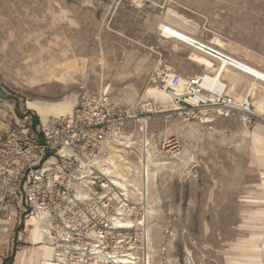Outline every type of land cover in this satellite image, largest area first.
I'll use <instances>...</instances> for the list:
<instances>
[{"label": "rangeland", "instance_id": "obj_1", "mask_svg": "<svg viewBox=\"0 0 264 264\" xmlns=\"http://www.w3.org/2000/svg\"><path fill=\"white\" fill-rule=\"evenodd\" d=\"M161 22L264 71V0H0V127L68 114L83 90H105L128 116L107 161L133 208L136 264H264V122L209 101L197 117L172 111L144 76L198 75L207 68L189 54L210 58L157 40ZM226 72V94L261 114L264 84Z\"/></svg>", "mask_w": 264, "mask_h": 264}, {"label": "built area", "instance_id": "obj_2", "mask_svg": "<svg viewBox=\"0 0 264 264\" xmlns=\"http://www.w3.org/2000/svg\"><path fill=\"white\" fill-rule=\"evenodd\" d=\"M175 39L213 60L214 71L184 77L163 68L159 81L171 97L172 111L197 117L209 101L241 114L248 124L264 122V111L254 112L248 96L237 101L226 94L219 73L227 67L257 81L240 60L191 36ZM127 119L98 89L83 90L68 114L38 121L25 115L14 126H1L0 233L35 218L52 248L50 264H136L131 250L138 230L132 228L130 200L96 165L106 159L109 144L120 139Z\"/></svg>", "mask_w": 264, "mask_h": 264}, {"label": "crops", "instance_id": "obj_3", "mask_svg": "<svg viewBox=\"0 0 264 264\" xmlns=\"http://www.w3.org/2000/svg\"><path fill=\"white\" fill-rule=\"evenodd\" d=\"M152 28L158 36L157 40H162L159 24ZM219 46L221 47L222 45L220 44ZM149 50L156 55L155 61L157 62L155 63H162L163 51H165L162 44L157 41L153 47H149ZM205 70L213 72L214 67L212 66V68H207ZM227 73L225 69L221 77L224 81H226L224 78L229 79L230 83L228 82V86L231 88L235 83L233 77H228ZM153 79H159V74H156V76L146 74L143 78L144 81H151ZM64 109L65 107L57 111L62 112ZM36 223L37 221L35 218H29L25 221L24 225H19L17 228L11 227V230L8 232L0 233V264H45L43 263L45 260L49 262L52 258V249L45 242L44 234L40 231ZM25 258L26 261L24 262Z\"/></svg>", "mask_w": 264, "mask_h": 264}, {"label": "bare ground", "instance_id": "obj_4", "mask_svg": "<svg viewBox=\"0 0 264 264\" xmlns=\"http://www.w3.org/2000/svg\"><path fill=\"white\" fill-rule=\"evenodd\" d=\"M159 27H160V30H162V31H164L165 33H164V37H166V38H179V39H181V40H187L188 39V37L189 36H191V37H193L192 35H189L188 33H186V32H184L183 30H181V29H179V28H177V27H175L174 25H172V24H169V23H166V22H161V23H159ZM194 35V34H193ZM220 43L221 42H219V40L217 39V38H214V44L216 45V46H219L220 45ZM190 49V48H189ZM189 55H191V58L194 60V61H196L197 63H199L200 65H203L204 67H206V68H212V61L210 60V59H207L206 57H204V56H201V55H198V54H196V53H191V54H189ZM240 63H241V65H245L247 68V70H249L257 79V81H255V82H261V83H263L264 84V71H262V70H260V69H258V68H256V67H253L252 65H249V64H247V63H245V62H243V61H239ZM228 68V67H227ZM232 69V68H231ZM219 75H222V74H220L219 73ZM220 81V80H219ZM254 84H257V83H253V84H251V87L249 88V91H252V90H254L256 87H255V85ZM210 85H212V84H210ZM207 86L209 87V84H207ZM181 89V86L178 88V90H180ZM220 89H221V85L219 86V91L218 92H220ZM151 92H153V93H155V94H158L155 90H153V91H151ZM236 98V97H235ZM253 99V98H252ZM256 108V107H255ZM71 112V111H70ZM70 112H68V113H70ZM64 114H66V113H64ZM45 120V119H44ZM145 123V122H144ZM111 149H112V147H111ZM108 156V155H107ZM96 165L101 169V170H103V172L105 173V174H107L108 175V177H109V180L111 181V183L114 185V186H117L120 190H125V191H127L126 190V187L124 186V184L123 183H121V182H119V181H117V180H115L114 178H112V177H119V176H121V175H119V174H117L116 172H114V171H112V169H111V164L110 163H108V161H107V157H106V159L103 161V163L101 162V161H97L96 162ZM144 169L146 170V173H148L147 172V166H144ZM112 174V175H111ZM147 176H148V174H147ZM123 177V176H122ZM50 247V246H49ZM51 248V247H50ZM52 249V248H51ZM26 261V258H25V260H24V262ZM43 263H45V264H50V261L48 262V261H43ZM188 264H191V261H190V259L188 260V262H187Z\"/></svg>", "mask_w": 264, "mask_h": 264}]
</instances>
